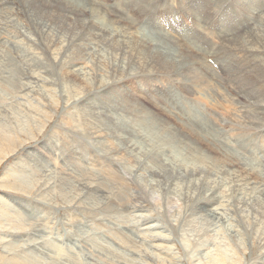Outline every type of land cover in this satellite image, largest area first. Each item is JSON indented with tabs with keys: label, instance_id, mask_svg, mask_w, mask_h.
<instances>
[{
	"label": "rangeland",
	"instance_id": "obj_1",
	"mask_svg": "<svg viewBox=\"0 0 264 264\" xmlns=\"http://www.w3.org/2000/svg\"><path fill=\"white\" fill-rule=\"evenodd\" d=\"M125 1L0 0V264H264L263 194L235 190L228 164L264 181V0ZM175 21L198 51L161 27ZM202 161L213 179L193 174Z\"/></svg>",
	"mask_w": 264,
	"mask_h": 264
},
{
	"label": "bare ground",
	"instance_id": "obj_2",
	"mask_svg": "<svg viewBox=\"0 0 264 264\" xmlns=\"http://www.w3.org/2000/svg\"><path fill=\"white\" fill-rule=\"evenodd\" d=\"M3 1H5V0H3ZM44 1V0H43ZM63 1V0H62ZM68 1V3L70 4V3H72V2H76L77 0H67ZM128 1V0H127ZM127 1H125V2H127ZM10 2V1H9ZM191 2V6H192V8H196L197 7V0H193V2L192 1H190ZM32 3V2H31ZM67 3V4H68ZM80 3V2H79ZM122 3V2H121ZM0 4H1V2H0ZM3 4V3H2ZM66 4V3H65ZM75 4V3H74ZM73 5V4H72ZM83 5V4H82ZM18 6V5H17ZM35 6V5H34ZM67 7H68V5H66ZM69 6H71V5H69ZM11 7V6H10ZM2 9V8H1ZM4 9V8H3ZM10 9V8H9ZM36 9V8H35ZM79 9V8H78ZM83 9V8H82ZM81 10V9H80ZM97 10V9H96ZM250 10V9H249ZM259 10H262V9H260V7H258V9H255L254 8V10H253V13H255V12H257V11H259ZM79 11V10H78ZM37 12V11H36ZM85 12V11H84ZM96 12V11H95ZM249 12V11H248ZM32 13V12H31ZM35 13V12H34ZM87 13V12H86ZM8 14V13H7ZM41 14H42V12H41ZM75 14V13H74ZM1 15V14H0ZM10 15V14H9ZM81 16V15H80ZM99 16V15H98ZM260 16V15H259ZM84 17V16H83ZM94 17H96V16H94ZM240 16H238V17H236V18H239ZM11 18V17H10ZM15 18V17H14ZM49 18V17H48ZM100 18V17H99ZM225 18H228L227 16H224V17H222V19L221 20H225ZM54 19V18H53ZM60 19V18H59ZM253 19V18H252ZM9 20V19H8ZM36 20V19H35ZM78 20V19H77ZM87 20V19H86ZM106 20V19H105ZM32 21V20H31ZM41 21V20H40ZM63 21H64V19H63ZM78 21H80V20H78ZM102 21V20H101ZM253 21V20H252ZM6 22V21H5ZM10 22V21H9ZM44 22H45V20H44ZM77 22V21H76ZM106 22V21H105ZM112 22V21H111ZM110 22V23H111ZM176 22V25H174V27H172V26H169V25H162L161 27L162 28H164L165 30H166V34L167 35H169V36H171V37H173L175 40H176V45H180L181 46V48L180 47H178V48H180V50L182 49L184 52H186V51H190V52H193V51H198L199 49L196 47V46H192L190 49H188L186 46H185V43L187 42V41H185V39H188L189 40V42H191L192 44L193 43H196V41H198V40H196L197 39V35H195V33H193L192 34V29L190 28V26H188V25H185L184 23L183 24H180L179 23V21H175ZM251 22V21H250ZM255 22V21H254ZM261 22V21H260ZM87 23H88V21H87ZM107 23V22H106ZM145 23H149V21H147V22H145ZM256 23V22H255ZM262 23V22H261ZM13 24V23H12ZM54 24H56V23H54ZM54 24H53V27H54ZM90 24V23H89ZM129 24V23H128ZM250 24H252V22L250 23ZM262 24H264V23H262ZM76 25H77V23H76ZM85 25V24H84ZM106 25V24H105ZM197 25H198V23H197V21L194 19V24H193V26H195L196 27V29H201V26L199 25V27H197ZM219 26H220V29L219 30H222V31H224V32H221V33H219V35L220 34H222V33H228V32H231L232 30H229L230 28H231V26H229L230 28H227V27H223V26H221L220 25V23L218 24ZM228 25V24H227ZM226 25V26H227ZM241 24H239L236 28H234V29H238V27L240 26ZM243 25V24H242ZM257 25V24H256ZM255 25V26H256ZM22 26V25H21ZM91 26V25H90ZM104 26V25H103ZM115 26V25H114ZM52 26H50V28H51ZM82 27V26H81ZM108 27V26H107ZM146 27L148 28H150V29H152L153 31H154V26H152V25H146ZM257 27V26H256ZM2 28V27H1ZM0 28V29H1ZM55 28V27H54ZM84 28V27H83ZM85 28H86V26H85ZM94 28V27H93ZM101 28V27H100ZM124 28V27H123ZM52 29V28H51ZM56 29V28H55ZM62 29V28H61ZM95 29H96V27H95ZM125 29V28H124ZM263 29V28H262ZM6 30V29H5ZM46 30V29H45ZM93 30V29H92ZM110 30V29H109ZM108 30V31H109ZM258 30H259V27H258ZM43 31V30H42ZM56 31V30H55ZM77 31V30H76ZM89 31L90 30H88V33H89ZM95 31V30H94ZM115 31H117L116 29H115ZM191 32V38H189L188 37V34H186V32ZM9 32H10V30H9ZM22 32V31H21ZM64 32V31H63ZM62 32V33H63ZM80 32V31H79ZM85 32H87V31H85ZM91 32V31H90ZM112 32V31H111ZM111 32H109V33H111ZM124 32V31H123ZM131 32V31H130ZM249 32V31H248ZM258 32V31H257ZM260 32H263V30L262 31H260ZM20 33V32H19ZM50 33V32H49ZM93 33V32H92ZM91 33V34H92ZM95 33V32H94ZM108 33V34H109ZM116 33V32H115ZM181 34V36L180 35H177V34ZM54 34V33H53ZM55 34H56V32H55ZM76 34V33H75ZM78 34V33H77ZM104 34V33H103ZM102 34V35H103ZM105 34H107V33H105ZM104 34V35H105ZM126 34V33H125ZM257 34V33H256ZM259 34V33H258ZM261 34H263V33H261ZM8 35V34H7ZM23 35V34H22ZM42 35V34H41ZM64 35V34H63ZM62 35V36H63ZM80 35H82V33L80 34ZM85 35V34H84ZM88 34H86V36H87ZM89 35H90V33H89ZM96 35V34H95ZM97 35H99V34H97ZM120 35V34H119ZM130 35H131V33H130ZM132 35H133V33H132ZM193 35H194V37H193ZM30 36V35H29ZM50 36V35H49ZM48 36V37H49ZM61 36V37H62ZM65 36V35H64ZM116 36V35H115ZM114 36V37H115ZM134 36V35H133ZM153 36V35H152ZM223 36H226V34H224ZM252 36V35H251ZM264 36V35H263ZM262 36V37H263ZM10 37V36H9ZM51 37V36H50ZM60 37V38H61ZM91 37V36H90ZM89 37V38H90ZM110 37H112V36H110ZM123 37V36H122ZM130 37V36H129ZM128 37V38H129ZM154 37H156V36H154ZM243 37V36H242ZM59 38V39H60ZM66 38V37H65ZM68 38V37H67ZM95 38V37H94ZM97 38V37H96ZM98 38H99V36H98ZM113 38V37H112ZM116 38H117V36H116ZM123 38H125V37H123ZM133 39H134V37H132ZM145 39H146V41H147V44H148V42L151 44H155V40H153V38H151V37H149V36H145L144 37ZM200 38V35H199V37H198V39ZM64 39V38H63ZM72 39H73V37H72ZM101 39V38H100ZM100 39H99V41H100ZM118 39V38H117ZM126 39V38H125ZM227 40H229V38H226ZM259 39V37L257 38V40ZM62 40V39H61ZM68 40V39H67ZM89 40V39H88ZM94 40V39H93ZM102 40H104V39H102ZM120 40V39H119ZM118 40V41H119ZM129 40V39H128ZM132 40V39H131ZM138 40H140V39H138ZM195 40V41H194ZM254 39H252V41H253ZM18 41V40H17ZM36 41V40H35ZM66 41V40H65ZM86 41V40H85ZM105 41V40H104ZM5 42V41H4ZM64 42V41H63ZM113 42V41H112ZM112 42H111V45H112ZM132 42V41H131ZM138 42V41H137ZM199 42V41H198ZM233 42V41H232ZM86 43V42H85ZM89 43V42H88ZM88 43H87V45H88ZM96 43H98L97 41H96ZM135 43V42H134ZM247 43V42H246ZM250 43V42H249ZM262 43V42H261ZM51 44H52V42H51ZM67 44V43H66ZM77 44V43H76ZM81 44V43H80ZM83 44V43H82ZM81 44V45H82ZM101 44V43H100ZM104 44V43H103ZM108 44V43H107ZM119 44V43H118ZM118 44H116V45H118ZM129 44V43H128ZM137 44H139V42L137 43ZM142 44H144L145 45V43H142ZM222 44V43H221ZM69 45V44H68ZM72 45V43L70 44V46ZM79 45V44H78ZM81 45H79V46H81ZM86 44H83V46H85ZM97 45V44H96ZM105 45V44H104ZM108 45H110V44H108ZM120 45V44H119ZM124 45V44H123ZM127 45V44H126ZM226 45V44H225ZM233 45V44H232ZM255 45V44H254ZM14 46V45H13ZM54 46H56V45H54ZM78 46V47H79ZM89 46V45H88ZM125 46V45H124ZM139 46V45H138ZM137 46V47H138ZM146 46V45H145ZM148 46H149V44H148ZM228 46V45H227ZM259 46H263L262 48L264 49V44H259ZM10 47V46H9ZM75 47H76V45H75ZM101 47H103V45L101 46ZM105 47V46H104ZM122 47V46H121ZM151 47V46H150ZM167 48H169V44L166 46ZM236 47V46H235ZM242 47V46H241ZM246 47V46H245ZM255 47V46H254ZM1 48H4V47H1ZM8 48V47H7ZM18 48V47H17ZM68 48V47H67ZM88 48V47H87ZM86 48V49H87ZM90 48V47H89ZM93 47H91V49H92ZM108 48V47H107ZM115 48V47H114ZM119 48V47H118ZM128 48V47H127ZM130 48V47H129ZM136 48V47H135ZM146 48H147V46H146ZM174 48V47H173ZM239 48V47H238ZM248 48V47H247ZM253 48V47H252ZM13 49V48H12ZM96 49H97V47H96ZM125 49V48H124ZM172 49V48H171ZM235 49V48H234ZM251 49V48H250ZM2 50V49H1ZM5 50V49H4ZM8 50V49H7ZM6 50V51H7ZM88 50V49H87ZM93 50H95V49H93ZM98 50V49H97ZM101 50V49H100ZM99 50V51H100ZM104 50V49H103ZM116 50V49H115ZM129 50V49H128ZM135 50V49H134ZM133 50V51H134ZM137 50V49H136ZM145 50V49H144ZM149 51H150V53H153V54H161V56L162 55H164L165 53V51L163 50V48H161V47H159V45L158 46H153V47H151L150 49H148ZM181 50V51H182ZM233 50V49H232ZM237 50V49H236ZM256 50V49H255ZM262 50V49H261ZM74 51V50H73ZM72 51V52H73ZM81 51V50H80ZM83 51H84V48H83ZM90 51V50H89ZM88 51V52H89ZM107 51V50H106ZM127 51V50H126ZM260 51V50H259ZM9 52H10V50H9ZM70 52H71V50H70ZM78 52H79V50H78ZM85 52H86V50H85ZM92 52V51H91ZM90 52V53H91ZM98 52V51H97ZM130 52V51H129ZM173 52V51H172ZM11 53H12V51H11ZM67 53V52H66ZM82 53V52H81ZM111 53V52H110ZM109 53V54H110ZM141 53V52H140ZM139 53V54H140ZM142 53H143V51H142ZM2 54V53H1ZM13 54V53H12ZM68 54V53H67ZM80 54V53H79ZM95 54V53H94ZM97 54V53H96ZM100 54H101V52H100ZM103 54V53H102ZM123 54V53H122ZM126 54V53H125ZM128 54V53H127ZM131 54H133V53H131ZM136 54H138V53H136ZM145 54H147V53H145ZM7 55V54H6ZM115 55V54H114ZM151 55V54H150ZM68 56V55H67ZM94 56L95 55H93V58H94ZM98 56V55H97ZM99 56H101V55H99ZM107 56V55H106ZM109 56V55H108ZM118 56V55H117ZM116 56V58H118L119 59V57H117ZM157 56V55H156ZM194 56H196V55H194ZM3 57V56H2ZM9 57V56H8ZM7 57V58H8ZM65 57H66V55H65ZM88 57V56H87ZM90 57H92V56H90ZM103 57H104V54H103ZM110 57V56H109ZM158 57V56H157ZM164 57V56H163ZM189 57V56H188ZM193 57V56H192ZM196 57H198L200 60H203L202 59V57H200V56H196ZM92 58V59H93ZM102 58V57H101ZM122 58V57H121ZM138 58V57H137ZM151 58V57H150ZM5 59V58H4ZM11 59V58H10ZM10 59L8 58V60L10 61ZM72 59H73V57H72ZM79 59V58H78ZM80 59L82 60V58L80 57ZM103 59V58H102ZM101 59V60H102ZM113 59V58H112ZM126 59V58H125ZM149 59V58H148ZM148 59H147V61H148ZM193 59V58H192ZM76 60V59H75ZM86 60L88 61V59L86 58ZM89 60H91V59H89ZM93 60H95V59H93ZM101 60H99V61H101ZM114 60V59H113ZM116 60V59H115ZM130 60H132V58L130 59ZM173 60V59H172ZM1 61H3V60H1ZM8 61V62H9ZM78 61H80V60H78ZM85 61V60H84ZM83 61V62H84ZM86 61V62H87ZM103 61V60H102ZM101 61V62H102ZM105 61V60H104ZM108 61V60H107ZM111 61V60H110ZM121 61V60H120ZM124 61V60H123ZM134 61V60H133ZM146 61V62H147ZM190 61V60H189ZM196 61V60H195ZM7 62V61H6ZM11 62H12V59H11ZM82 62V61H81ZM85 62V63H86ZM198 62H199V60H198ZM203 62V61H202ZM1 63V62H0ZM4 61H3V65H4ZM10 63V62H9ZM9 63H7V64H5V65H7V66H9ZM89 63V62H88ZM94 63V62H93ZM96 63V62H95ZM114 63V62H113ZM117 63V62H116ZM115 63V64H116ZM149 63V62H148ZM148 63H147V65H148ZM214 63L215 64H217L216 63V61H214ZM16 64V63H15ZM53 64V63H52ZM72 64V63H71ZM87 64V63H86ZM86 64H85V66H86ZM111 64V63H110ZM110 64H109V67H110ZM114 64V65H115ZM127 64V63H126ZM125 64V65H126ZM141 64V63H140ZM180 64V63H179ZM192 64V63H191ZM1 66H2V64H0ZM4 65V66H5ZM14 65V64H13ZM104 65V64H103ZM130 65V64H129ZM198 65V64H197ZM1 66H0V69H2L1 68ZM4 66H3V68H4ZM73 66V65H72ZM75 66V65H74ZM87 66H88V64H87ZM99 66H100V64H99ZM101 66H102V64H101ZM107 66V65H106ZM113 66V65H112ZM131 66V65H130ZM141 66H143L142 64H141ZM166 66V65H165ZM199 66H200V63H199ZM198 66V67H199ZM206 66V65H205ZM205 66H203L204 68H205ZM214 66V65H213ZM81 67V66H80ZM95 67V66H94ZM117 66H115V68H116ZM147 67V66H146ZM170 67V66H169ZM209 67V66H208ZM75 68V67H74ZM88 68V67H87ZM86 68V69H87ZM89 68H91L92 69V66L91 67H89ZM96 68V67H95ZM112 68V67H111ZM114 68V67H113ZM112 68V69H113ZM125 68H127V67H125ZM175 68V67H174ZM191 68V67H190ZM79 69H82V68H79ZM117 69V68H116ZM142 69V68H141ZM173 69V68H172ZM193 69V68H192ZM191 69V70H192ZM201 69V68H200ZM199 69V70H200ZM216 69H219V67H218V64H217V68ZM70 70V69H69ZM72 70V69H71ZM95 70V69H94ZM127 70V69H126ZM144 70V69H143ZM175 70V69H174ZM214 70H215V68H214ZM3 71V70H2ZM5 71V70H4ZM93 71V70H92ZM125 71V70H124ZM123 71V72H124ZM172 71V70H171ZM198 71V70H197ZM207 71V70H206ZM46 72V71H45ZM73 72V71H72ZM95 72V71H94ZM116 72H117V70H116ZM195 72V71H194ZM78 73H80V72H78ZM78 73H72L73 74V77H78L79 76V74ZM86 73V72H85ZM84 73V74H85ZM204 73V72H203ZM6 74V73H5ZM70 74V73H69ZM87 74V73H86ZM89 74V73H88ZM120 74H122V73H120ZM141 74V73H140ZM3 75V74H2ZM6 75H8V74H6ZM78 75V76H77ZM129 75V74H128ZM203 75V74H202ZM1 76V75H0ZM11 76H13V75H11ZM7 77V76H6ZM26 77V76H25ZM8 78V77H7ZM9 78H10V76H9ZM14 78V77H13ZM79 78V77H78ZM78 78L76 79V80H78ZM81 78V77H80ZM117 78V77H116ZM115 78V79H116ZM191 78H193L192 76H191ZM3 79V78H2ZM5 79V78H4ZM11 79H12V77H11ZM1 80V79H0ZM8 80V79H7ZM15 80H17V79H15L14 78V81ZM21 80V79H20ZM12 81H13V79H12ZM24 81V80H23ZM64 81V80H63ZM74 81V80H73ZM79 81V80H78ZM200 81V80H199ZM11 82V81H10ZM212 82V81H211ZM33 87H34V85H33ZM145 87V86H144ZM24 89H26V88H24ZM59 91V90H58ZM94 94V93H93ZM139 96V95H138ZM103 100V99H102ZM173 100V99H172ZM125 101V100H124ZM259 104V103H258ZM256 105H257V103L255 104V107H256ZM264 105V104H263ZM262 105V106H263ZM93 106V105H92ZM259 106V105H258ZM262 106H260V107H262ZM110 107V106H109ZM114 107V106H113ZM120 107V106H119ZM246 107V106H245ZM264 107V106H263ZM2 108V107H1ZM112 108V107H111ZM126 108V107H125ZM253 108H254V106H253ZM194 109V108H193ZM95 110H97V109H95ZM195 110V109H194ZM257 110V109H256ZM259 110V109H258ZM261 110V109H260ZM259 110V111H260ZM142 112V111H141ZM144 112V111H143ZM193 112V111H192ZM249 112V111H248ZM103 113V112H102ZM251 113H252V111H251ZM260 113V112H259ZM261 113H262V111H261ZM261 113H260V115H261ZM10 114V113H9ZM107 114V113H106ZM125 114V113H124ZM251 115V114H250ZM256 115H258V113L256 114ZM205 116V115H204ZM263 116V115H262ZM96 117H98V116H96ZM144 117V116H143ZM193 117V116H192ZM238 117V116H237ZM259 117V116H258ZM8 118H10V117H8ZM101 118V117H100ZM109 118V117H108ZM148 118V117H147ZM189 118V117H188ZM245 118H248V117H245ZM257 117L255 116V119H256ZM7 119V118H6ZM102 119V118H101ZM133 119V118H132ZM135 119V118H134ZM133 119V120H134ZM144 119V118H143ZM261 119V118H260ZM263 119V118H262ZM102 120H104V119H102ZM102 120H101V123L100 124H102ZM151 120V119H150ZM8 121H9V119H8ZM7 121V122H8ZM13 121H15V120H13ZM67 121V120H66ZM98 121V120H97ZM109 121V120H108ZM140 121H142V119H140ZM185 121H187V120H185ZM254 120H252V122H253ZM258 121V120H257ZM256 121V122H257ZM69 122V121H68ZM95 122H96V119H95ZM98 122H100V121H98ZM104 122V121H103ZM107 122V121H106ZM127 122V121H126ZM129 122V121H128ZM136 122V121H135ZM147 122V121H146ZM145 122V123H146ZM197 122V121H196ZM121 123V122H120ZM133 123H134V121H133ZM254 123H255V121H254ZM10 124V123H9ZM66 124V123H65ZM93 124V123H92ZM106 124V123H105ZM132 124V123H131ZM137 124H139V123H137ZM136 124V125H137ZM141 124V123H140ZM159 124V123H158ZM193 124H194V122H193ZM196 124V123H195ZM8 125V124H7ZM11 125V124H10ZM17 125H19V124H17ZM70 125V124H69ZM111 125H113V124H111ZM117 125V124H116ZM123 125V124H122ZM151 125V124H150ZM121 126V125H120ZM124 126V125H123ZM130 126V125H129ZM129 126H128V128H129ZM138 126V125H137ZM147 126V125H146ZM202 126V125H201ZM203 126H205V125H203ZM251 126V125H250ZM68 127V126H67ZM91 127H92V125L90 126V130H91ZM108 127V126H107ZM118 127V126H117ZM127 127V126H126ZM135 127V126H134ZM149 127V126H148ZM196 127V126H195ZM199 127V126H198ZM22 128V127H21ZM93 128V127H92ZM98 127H96V129H97ZM119 128V127H118ZM121 128H122V126H121ZM137 128V127H136ZM139 128H141V127H139ZM200 128H202V127H200ZM70 129V128H69ZM85 129V128H84ZM95 129V130H96ZM103 129V128H102ZM107 130H108V128H106ZM115 129V128H114ZM131 129V128H130ZM144 129V128H143ZM181 129V128H180ZM188 129V128H187ZM197 129H199V128H197ZM253 129V128H252ZM92 130H94V128L92 129ZM105 130V129H104ZM116 130V129H115ZM121 130V129H120ZM145 130V129H144ZM184 131V130H183ZM186 131V130H185ZM190 131V130H189ZM195 131H196V129H195ZM198 131V130H197ZM200 131V130H199ZM94 132V131H93ZM97 132V131H96ZM100 132V131H99ZM129 132V131H128ZM145 133L147 132V131H144ZM144 132H142V130H138V132H137V135L139 136V137H142V135H144L145 133ZM167 132V131H166ZM81 133V132H80ZM84 133V132H83ZM114 133V132H113ZM192 133H194V132H192ZM191 133V134H192ZM262 133H263V135H264V128L262 129ZM163 134V133H162ZM198 134V133H197ZM70 135V134H69ZM108 135V134H107ZM112 135V134H111ZM110 135V136H111ZM117 135V134H116ZM115 135V136H116ZM122 135V134H121ZM132 135V134H131ZM153 135H155V133L153 134ZM159 135V134H158ZM168 135V134H167ZM113 136V135H112ZM114 136V137H115ZM124 136V135H123ZM133 136V135H132ZM145 137H146V135H144ZM169 136V135H168ZM202 136H203V134H202ZM125 137V136H124ZM136 137V136H135ZM158 137V136H157ZM64 138V137H63ZM87 138V137H86ZM121 138H123V137H121ZM130 138V137H129ZM138 138V137H137ZM160 139L159 140H161V138H163L164 140H162L163 141V146H164V149L163 148H161V153H165V155H167V152L169 151L168 150V145H164V142L166 141L165 139L166 138H164V137H159ZM168 138H170V137H168ZM128 139V138H127ZM146 139V138H145ZM171 139V138H170ZM199 139V138H198ZM213 139H215V142L214 143H217V142H221V140H218V138H213ZM144 140V139H143ZM66 141H67V139H66ZM93 141V140H92ZM97 141V140H96ZM130 141V140H129ZM142 141V140H141ZM161 141V142H162ZM209 141V140H208ZM100 142V141H99ZM98 142V143H99ZM108 142V141H107ZM132 142H134L133 140H132ZM140 142V141H139ZM146 142V141H145ZM145 142H144V144H145ZM138 143V142H137ZM155 143H156V139H155ZM90 144V143H89ZM101 144V143H100ZM134 144V143H133ZM136 144V143H135ZM168 144V143H167ZM169 144H172V142H170ZM173 144H174V142H173ZM91 145V144H90ZM99 145V144H98ZM161 145V144H160ZM183 145V144H182ZM94 146V145H93ZM172 146V145H171ZM95 147V146H94ZM101 147V146H100ZM132 147V146H131ZM71 148V147H70ZM170 148V147H169ZM173 148H175L174 146H173ZM185 148V147H184ZM104 149V148H103ZM125 149V148H124ZM130 150H132V149H130ZM173 150V149H172ZM126 151V150H125ZM133 151V150H132ZM132 151H130V153H127V156H128V154H130V155H133V157L132 158H134V156H135V154L134 153H131ZM175 151V150H174ZM197 151H199V150H197ZM203 151V150H202ZM66 152H68V151H66ZM184 152H187V149H184ZM193 152V151H192ZM199 153V155L201 154L202 155V153H200V152H198ZM174 154V153H173ZM188 154H190V153H188ZM158 154H156L155 155V157L157 156ZM68 156V155H67ZM104 156V155H103ZM112 156V155H111ZM190 156V155H189ZM195 156V155H194ZM31 157V156H30ZM71 157H72V155H71ZM136 157V156H135ZM154 157V158H155ZM158 157H159V155H158ZM161 157V156H160ZM153 158V159H154ZM157 158V157H156ZM184 158V157H183ZM194 158V157H193ZM69 159V158H68ZM135 160H136V158H134ZM160 159V158H159ZM192 159V158H191ZM204 160V159H203ZM215 160H217V159H215ZM223 161H224V158L222 159ZM228 160H230V158L228 159ZM116 161V160H115ZM184 161V160H183ZM200 161V160H199ZM211 161V160H210ZM117 162V161H116ZM194 162V161H193ZM203 162V161H202ZM199 162V164L201 163L202 165H201V167H199V168H197L194 172H193V174L195 175V173L197 172L198 173V170L199 169H202L200 172H202L204 175H206V176H208V178L209 179H213V172H212V168H209L208 167V165H207V163L206 162ZM208 162V161H207ZM229 163V166L232 168V170L236 173V177H235V179H234V187L233 188H235V190H242L243 188V190L244 191H246V193L248 194V192H251L252 190H258V191H260V189H261V192H262V194H263V197H264V181L263 182H261V180H260V176H259V174L257 173V172H259L260 171V169H257V170H259V171H246L245 169H242V168H239V167H234L233 165H237V163L235 162V161H233V159L232 160H230V161H228ZM186 163V162H185ZM205 163V164H204ZM224 163H227V162H224ZM30 164V163H29ZM127 164V163H126ZM163 164V163H162ZM216 164V163H215ZM217 164H218V166H220V165H222L221 164V161L220 160H217ZM220 164V165H219ZM250 164V166L252 165L251 163H249ZM255 164H253V166H254ZM29 166V165H28ZM32 166V165H31ZM68 166V165H67ZM215 166V165H214ZM228 166V167H229ZM243 166V165H242ZM109 167V166H108ZM120 167V166H119ZM124 167V166H123ZM187 167V166H186ZM194 167V166H193ZM227 167V166H226ZM145 168V167H144ZM215 168V167H214ZM219 168V167H218ZM245 168V167H244ZM254 168V167H253ZM188 169V168H187ZM227 169V168H226ZM256 169V168H255ZM254 169V170H255ZM109 170V169H108ZM168 170L171 172V170L168 168ZM193 170V169H192ZM221 170H223V169H221ZM245 170V171H244ZM125 171V170H124ZM217 170L215 169V172H216ZM224 171V170H223ZM228 171V170H227ZM226 171V172H227ZM108 172V171H107ZM214 172V173H215ZM218 172L219 173H221L222 171H220V170H218ZM231 172V171H230ZM264 172V171H263ZM105 173V172H104ZM233 173V172H232ZM39 174V173H38ZM230 174V173H229ZM63 175V174H62ZM219 175V174H218ZM222 175V174H221ZM227 175V174H226ZM231 175V174H230ZM146 176V175H145ZM166 177H167V175H165ZM214 176H217V174H214ZM232 176V175H231ZM249 176H251V178L249 177ZM261 176H262V174H261ZM264 176V175H263ZM193 177V176H192ZM228 177V176H227ZM230 177V176H229ZM175 178H177V177H174V179ZM262 178V177H261ZM168 179V178H167ZM205 179H206V177H205ZM225 179H228L229 180V178H225ZM231 179V178H230ZM264 179V178H263ZM30 180V179H29ZM39 180V179H38ZM202 180V179H201ZM207 180V179H206ZM219 180V179H218ZM232 180V179H231ZM88 181V180H87ZM169 181V180H168ZM185 181H186V179H185ZM211 181V180H210ZM84 182V181H83ZM230 181H228V183H229ZM170 183V182H169ZM168 183V184H169ZM193 183V182H192ZM195 183V182H194ZM206 183V182H205ZM210 183V182H209ZM71 184V183H70ZM87 184V183H86ZM171 184V183H170ZM190 184V183H189ZM201 184V183H200ZM231 184V183H230ZM233 184V183H232ZM231 184V185H232ZM218 185V184H217ZM216 185V186H217ZM221 185V184H220ZM229 185V184H228ZM231 185H229V187L231 186ZM87 186V185H86ZM89 186H91V185H89ZM88 186V187H89ZM187 186V185H186ZM192 186V185H191ZM204 186V185H203ZM222 186V185H221ZM225 186V185H224ZM149 187V186H148ZM154 187V186H153ZM169 187V186H168ZM174 186H172L171 188H173ZM232 187V186H231ZM156 188V187H155ZM175 188V187H174ZM181 188V187H180ZM183 188V187H182ZM211 188V187H210ZM222 188H223V186H222ZM252 188H254V189H252ZM87 189H90V188H87ZM151 189V188H150ZM167 189V188H166ZM179 189V188H178ZM184 189V188H183ZM188 189V188H187ZM208 189V188H207ZM91 190V189H90ZM113 190V189H112ZM176 190V189H175ZM175 190H173V191H175ZM206 190V189H205ZM212 190H213V188H212ZM212 190H211V192H212ZM229 190V189H228ZM106 191V190H105ZM111 191V190H110ZM164 191V190H163ZM171 191V190H170ZM208 191H209V189H208ZM225 191H226V188H225ZM155 192V191H154ZM187 192H190V191H187ZM201 192V191H200ZM240 192V191H239ZM254 192V191H253ZM95 193V192H94ZM122 193V192H121ZM169 193H171V192H169ZM234 193V192H233ZM256 193V192H255ZM259 193V192H258ZM177 194H179V193H177ZM176 194V195H177ZM183 194V193H182ZM186 194V193H185ZM206 194H211V193H206ZM152 195V194H151ZM200 195V194H199ZM202 195H203V193H202ZM213 195V194H212ZM217 195V194H216ZM226 195V194H225ZM228 195V194H227ZM237 195H239V193L237 194ZM242 195V194H241ZM250 195V194H249ZM256 195V194H255ZM261 195V194H260ZM63 197V196H62ZM207 197V196H206ZM213 197V196H212ZM221 197V196H220ZM222 197H224V196H222ZM221 197V198H222ZM263 197H262V199H263ZM86 198V197H85ZM155 198V197H154ZM200 198V197H199ZM217 198V197H216ZM235 198V197H234ZM248 198H249V196H248ZM247 198V199H248ZM256 198H257V196H256ZM255 198V199H256ZM115 199V198H114ZM218 199V198H217ZM250 199V198H249ZM248 199V200H249ZM258 199V198H257ZM117 200V199H116ZM205 201V200H204ZM214 201V200H213ZM238 201V200H237ZM246 201V200H245ZM263 201V200H262ZM217 202V201H216ZM221 203H222V201H220ZM250 202V201H249ZM253 202V201H252ZM264 202V201H263ZM97 203V202H96ZM112 203V202H111ZM185 203H186V201H185ZM198 203H199V201H198ZM214 203V202H213ZM237 203V202H236ZM235 203V204H236ZM256 203V202H255ZM89 204V203H88ZM196 204H197V201H196ZM200 204V203H199ZM215 204V203H214ZM241 204V203H240ZM245 204H249L248 202H245L244 203V205ZM202 205V204H201ZM220 205H222V204H220ZM243 205V206H244ZM255 205V204H254ZM189 206V205H188ZM208 206V205H207ZM218 206V205H217ZM229 206V205H228ZM237 206V205H236ZM258 206V205H257ZM256 206V207H257ZM212 207V204H211V206H209V207H206V206H204V207H202L201 208V210L203 209V211H207V210H209L210 211V214L212 215V216H214V217H216V218H221L220 217V215L221 214H224V212H220V211H218V209L214 206V208H211ZM219 207V206H218ZM251 207V206H250ZM253 207V206H252ZM251 207V208H252ZM255 207V206H254ZM82 208V207H81ZM103 208V207H102ZM236 208V207H235ZM246 208V207H245ZM247 208H248V206H247ZM257 208H259V207H257ZM84 209V208H83ZM114 209V208H113ZM240 209H242V206H241V208ZM244 209V208H243ZM248 209H250V208H248ZM253 209V208H252ZM235 210V209H234ZM257 210V209H256ZM90 211V210H89ZM107 211V210H106ZM243 211V210H242ZM247 211V210H246ZM244 212H245V210H244ZM261 212H264V209L262 210L261 209ZM81 213V212H80ZM242 213V212H241ZM240 213V214H241ZM255 213V212H254ZM192 214H194V213H192ZM205 214V213H204ZM232 214V213H231ZM234 214V213H233ZM237 214H239V213H237ZM253 213H251V215H252ZM257 214H258V212H257ZM264 214V213H263ZM40 215V214H39ZM207 215V214H206ZM205 215V216H206ZM225 215V214H224ZM226 215H227V213H226ZM241 215H243V213L241 214ZM245 215V214H244ZM246 215H248V213L246 214ZM250 215V214H249ZM251 215H250V218H251ZM256 215V214H255ZM191 216V215H190ZM240 216V215H239ZM257 216V215H256ZM255 216V217H256ZM260 216H262V215H260ZM110 217V216H109ZM188 217V216H187ZM213 218V217H212ZM211 218V219H212ZM240 218V217H239ZM246 219L248 218V217H245ZM245 218H243V219H245ZM249 218V219H250ZM91 219V218H90ZM190 219H191V217H190ZM193 219V218H192ZM196 219V218H195ZM205 219V218H204ZM207 219V218H206ZM209 219V218H208ZM222 219V218H221ZM220 219V220H221ZM223 219H224V217H223ZM227 219V218H226ZM242 219V220H243ZM248 219V220H249ZM254 219H256V218H254ZM262 220V219H261ZM189 221V220H188ZM191 221V220H190ZM207 221H209V220H206V222ZM244 221V220H243ZM205 222V221H204ZM205 222V223H206ZM242 222V221H241ZM248 222H250V220L248 221ZM197 223V222H196ZM204 223V224H205ZM239 223V222H238ZM243 223V222H242ZM255 223H257V222H255ZM198 224V223H197ZM196 224V225H197ZM202 224H203V222H202ZM209 224H211V223H209ZM254 224V223H253ZM261 224V223H260ZM212 225V224H211ZM231 225V224H230ZM234 225V224H233ZM244 225V224H243ZM198 226V225H197ZM216 226V225H215ZM245 226V225H244ZM248 226V225H247ZM264 226V225H263ZM194 227V226H193ZM217 227V226H216ZM255 227V226H254ZM256 227L258 228V226L256 225ZM255 227V229L254 230H256L257 228ZM184 228V227H183ZM189 228V227H188ZM198 228V227H197ZM202 228V227H201ZM239 228H240V225H239ZM249 228V227H248ZM247 228V229H248ZM259 228H260V225H259ZM104 229V228H103ZM111 229V228H110ZM185 229V228H184ZM196 229V228H195ZM211 229V228H210ZM263 229V228H262ZM198 230V229H197ZM203 230H205V229H203ZM239 230V229H238ZM258 230V229H257ZM256 230V231H257ZM261 230V229H260ZM196 231V230H195ZM209 231V230H208ZM213 231V230H212ZM241 231V230H240ZM253 231V230H252ZM259 231V230H258ZM257 231V232H258ZM263 231V230H262ZM246 232H247V230H246ZM196 233H197V231H196ZM206 233V232H205ZM208 233V232H207ZM210 233V232H209ZM252 233V232H251ZM199 234L200 233H198V236H199ZM261 234V233H260ZM263 234V233H262ZM205 235H208V234H205ZM236 235V234H235ZM256 235V234H255ZM257 235H259L258 233H257ZM214 236V235H213ZM184 237V236H183ZM206 238H207V236H206ZM168 239V238H167ZM211 239V238H210ZM263 239V238H262ZM88 240V239H87ZM94 240V239H93ZM219 241V240H218ZM261 241V240H260ZM125 242V241H124ZM93 244H94V242H92ZM99 244H100V242H98ZM202 244V243H201ZM204 244V243H203ZM264 244V243H263ZM116 245V244H115ZM207 245V244H206ZM209 245V244H208ZM95 247V246H94ZM111 247V246H110ZM201 247V246H200ZM206 247H208V246H206ZM263 248H264V246H263ZM224 250V249H223ZM222 250V251H223ZM262 250V249H261ZM155 251V250H154ZM224 255V254H223ZM149 258V257H148ZM213 260V259H212ZM219 260V259H218ZM187 262V261H186ZM222 262V261H221Z\"/></svg>",
	"mask_w": 264,
	"mask_h": 264
}]
</instances>
